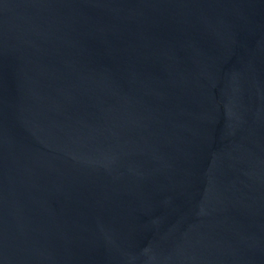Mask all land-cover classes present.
Listing matches in <instances>:
<instances>
[{"label":"water","instance_id":"water-1","mask_svg":"<svg viewBox=\"0 0 264 264\" xmlns=\"http://www.w3.org/2000/svg\"><path fill=\"white\" fill-rule=\"evenodd\" d=\"M0 264H264V0H0Z\"/></svg>","mask_w":264,"mask_h":264}]
</instances>
